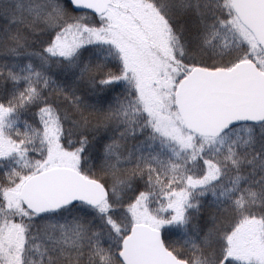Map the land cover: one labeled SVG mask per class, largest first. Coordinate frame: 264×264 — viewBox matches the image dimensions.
Instances as JSON below:
<instances>
[{
  "label": "snow or ice",
  "instance_id": "snow-or-ice-1",
  "mask_svg": "<svg viewBox=\"0 0 264 264\" xmlns=\"http://www.w3.org/2000/svg\"><path fill=\"white\" fill-rule=\"evenodd\" d=\"M0 264H264V0H0Z\"/></svg>",
  "mask_w": 264,
  "mask_h": 264
}]
</instances>
